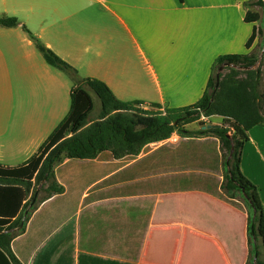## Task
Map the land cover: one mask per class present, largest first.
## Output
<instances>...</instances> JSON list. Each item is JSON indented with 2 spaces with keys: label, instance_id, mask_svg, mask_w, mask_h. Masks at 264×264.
<instances>
[{
  "label": "crops",
  "instance_id": "1",
  "mask_svg": "<svg viewBox=\"0 0 264 264\" xmlns=\"http://www.w3.org/2000/svg\"><path fill=\"white\" fill-rule=\"evenodd\" d=\"M254 1L0 0V18L20 22L0 25V164L25 163L70 112L61 70L35 54L33 38L121 101L184 108L202 98L218 58L253 53L258 38L246 44L257 23L245 19L256 12ZM248 136L241 169L264 201V126ZM188 139L165 158L154 152L153 162L147 156L114 168L102 154L66 160L55 169L64 192L43 201L11 243L19 263L247 264V214L173 180L192 172L185 161H202ZM209 142L217 146L206 159L212 151L219 156L215 176L222 180L220 141L203 136L197 147Z\"/></svg>",
  "mask_w": 264,
  "mask_h": 264
},
{
  "label": "trees",
  "instance_id": "2",
  "mask_svg": "<svg viewBox=\"0 0 264 264\" xmlns=\"http://www.w3.org/2000/svg\"><path fill=\"white\" fill-rule=\"evenodd\" d=\"M259 3L264 5V0ZM245 20L257 23L259 16L248 12ZM19 24L17 18H0V25L5 27ZM258 36L259 28L255 25L246 44L248 49ZM33 39L49 65L71 74L75 87L71 92L69 114L37 153L18 167L0 164V199H5V204L0 206V264H20L12 252V241L24 233L32 213L43 201L64 192L55 176L58 166L66 160H92L105 152L112 153L116 159L138 156L144 146L163 141L174 132L183 138L211 136L220 141L222 180L215 176L220 172L219 156L213 151L208 161L206 153L199 154L202 161L193 162L199 168L197 171L192 170L188 175L179 173L173 180L188 188L201 186L245 212L248 216L247 264H264V204L259 188L241 169L248 132L256 126H264V91L260 90L262 70L254 68L259 61L257 57L252 54L221 56L215 64L216 74L211 76L202 98L188 107L165 109L164 115L160 104L124 102L117 99L103 81L80 79L75 68L39 40ZM223 65L230 72L221 73L218 79V71ZM242 74L244 78L240 77ZM91 93L101 104L100 117L93 121L89 120L95 106ZM147 105L155 110H144ZM213 116L223 118L222 126L198 132L184 128L202 117L208 119ZM224 149L227 151L225 155ZM45 184L47 195L40 199L37 187ZM28 197L29 200L23 204ZM15 201L16 208L10 213ZM8 214L10 216H6ZM37 260H41L40 254Z\"/></svg>",
  "mask_w": 264,
  "mask_h": 264
},
{
  "label": "rangeland",
  "instance_id": "3",
  "mask_svg": "<svg viewBox=\"0 0 264 264\" xmlns=\"http://www.w3.org/2000/svg\"><path fill=\"white\" fill-rule=\"evenodd\" d=\"M259 2H260V0H256V1H254L252 3V5L254 6L255 11H256L255 13L259 16V20L257 22V26L259 28V36H258V41H257V44H256L254 50H253L252 55H254L258 59H260V62L255 67V69H261L262 70V74H263L264 73V5L263 4H260ZM33 50H34V52H35V54L37 56H43L38 51V49L36 48V46L33 47ZM5 53L10 55L11 54L10 53V49L9 50H6ZM54 68H52V66H51V70L55 71L57 69V68L56 69H54ZM55 72H59L60 75L62 76V78L66 82L65 103H66V115H67V113H68V111L70 110V107H71L70 93H71V90L75 87V81L73 80L71 74H69V73H67L65 71H61L60 72V71L56 70ZM229 72H230L229 69L224 68V70L221 73L227 74ZM81 73H80V75H82V77H85L87 72L84 70V71H81ZM214 74H216V72H214ZM80 75H79V78L80 79H83V78L80 77ZM240 77L241 78H244L243 74L240 75ZM263 78H264V75H263ZM91 94H92V96L94 98L95 106H94L93 112L90 114L89 120L90 121H93V120H97L100 117V114H101V104H100L99 99L95 96V94L94 93H91ZM138 107L141 108V109H143L142 106H138ZM144 110H155V109H153L149 105H147V106L144 107ZM217 120L218 119H210V118L207 119V118L202 117L201 120L196 121V122H194L192 124L186 125L184 128L187 129V130H190V131L198 132V131L203 130L202 129V125H200V123H203L204 126H207V125L212 124L213 121L214 122H218ZM180 137H181V140L178 143L174 144V145H168V146L167 145H160L159 142H161V141L154 142V143H150V144H148V145H146V146L143 147L141 153L138 156H127V157H124V158H121V159H116V158H114V156L112 155V153L105 152V153L102 154V157H101L100 160H102V162H105V160H107V162H109L110 160H112L114 162L112 164V166L114 168H116L118 166H121L122 163H123V165H126L128 163H132L133 161H138L137 159H140V158H141V160H143V158H145L147 156H149V157L152 156L151 157V160L153 162L154 156L156 157L157 153L158 154H162L161 157H163V155L167 157V156H169V154L171 152V149L170 148L176 147L181 142H183V141H185V140L188 139V138H183L181 135H180ZM198 138H200V137H198ZM198 138H189L188 140H194L195 139V141H186V143L187 142H189V143L192 142V143H190V148H192V149H188L189 151H194V153L195 152H197V153H206V152H209L211 149H214V147L217 146L216 143L213 142V144H212L211 142H209L208 145H206V148H204V147L198 148L197 147V145H198L197 139ZM196 150H198V151H196ZM156 151H159V152H157L156 155H154V152H156ZM223 152H224V155L227 153V151L225 149H224ZM163 158H165V157H163ZM185 162H186L185 165H187V167H188V169L190 171H192V170H196L197 171V169H199V168H196L197 167V164H193V162H190V161L189 162L188 161H185ZM102 164H105V163H102ZM182 167H184V166H182ZM221 171H222V168H221ZM144 173H149V171L148 172H144ZM261 180L262 181H260V183H262V185H264V178H262ZM46 188H47V185L46 184L37 187V189H38V191L40 193V196H39L40 199L47 195V193L44 191ZM259 189H260V197H261V188L259 187ZM262 190L264 192V188H262ZM261 200H262V202L264 204V201H263L262 198H261Z\"/></svg>",
  "mask_w": 264,
  "mask_h": 264
},
{
  "label": "built area",
  "instance_id": "4",
  "mask_svg": "<svg viewBox=\"0 0 264 264\" xmlns=\"http://www.w3.org/2000/svg\"><path fill=\"white\" fill-rule=\"evenodd\" d=\"M163 114H166L165 109H162ZM205 118V117H204ZM181 140L180 134H178L177 132H174L169 138L159 142L160 145H174L176 143H178Z\"/></svg>",
  "mask_w": 264,
  "mask_h": 264
},
{
  "label": "water",
  "instance_id": "5",
  "mask_svg": "<svg viewBox=\"0 0 264 264\" xmlns=\"http://www.w3.org/2000/svg\"><path fill=\"white\" fill-rule=\"evenodd\" d=\"M259 62H260V59H259L258 63L255 65V67L259 64ZM224 67H225V65H223V66L219 69V71H218V79H219V75H220L221 72L224 70ZM255 67H254V68H255ZM200 125H202V129H203V130L220 127L219 125H215V124H210V125L204 126L203 123H200Z\"/></svg>",
  "mask_w": 264,
  "mask_h": 264
}]
</instances>
